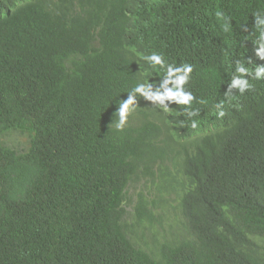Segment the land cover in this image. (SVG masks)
Listing matches in <instances>:
<instances>
[{"label":"trees","instance_id":"trees-1","mask_svg":"<svg viewBox=\"0 0 264 264\" xmlns=\"http://www.w3.org/2000/svg\"><path fill=\"white\" fill-rule=\"evenodd\" d=\"M262 70L264 0H0V264H264Z\"/></svg>","mask_w":264,"mask_h":264},{"label":"rangeland","instance_id":"rangeland-1","mask_svg":"<svg viewBox=\"0 0 264 264\" xmlns=\"http://www.w3.org/2000/svg\"><path fill=\"white\" fill-rule=\"evenodd\" d=\"M1 140L6 147L15 149L16 151H22L26 149L28 144V137L19 133L6 134ZM147 183L148 182L142 178L129 188L128 195L131 200H129V203L127 202L126 209L133 215H135L137 199L140 193H144V195L148 196L149 198H153L154 196V191H152V194L150 195L149 191L146 189Z\"/></svg>","mask_w":264,"mask_h":264},{"label":"clouds","instance_id":"clouds-1","mask_svg":"<svg viewBox=\"0 0 264 264\" xmlns=\"http://www.w3.org/2000/svg\"><path fill=\"white\" fill-rule=\"evenodd\" d=\"M161 59L162 58L159 55H156V54H152L150 56V60H151V62L153 64H161ZM188 70L190 71L191 69H188ZM239 71L241 73H244L246 71V69L241 67V68H239ZM262 71H264V70H262ZM257 75L259 76L260 73H257ZM181 80H183V78H181ZM234 85L238 86L240 88V92L241 93H243L245 91V89L249 87V85L242 79H235L234 80ZM135 92L143 94L144 96H146L149 99L158 100L160 102H163V100L165 99L164 95L154 94L148 88H145V87H139L138 86V87H136ZM166 96L168 98H172L174 96V93L172 91H168L166 93ZM189 99H190V97H184L183 98V100L185 102H187ZM133 104H134V98H132V97H130L127 101H124V102L121 103V105L119 107V110H118V113H119V116H120V125L121 126L125 122L126 116L129 113L130 105H133ZM219 115L223 116L224 112H221ZM193 127H195V124H193Z\"/></svg>","mask_w":264,"mask_h":264}]
</instances>
